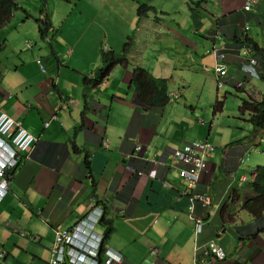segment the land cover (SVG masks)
<instances>
[{"label": "crops", "instance_id": "crops-1", "mask_svg": "<svg viewBox=\"0 0 264 264\" xmlns=\"http://www.w3.org/2000/svg\"><path fill=\"white\" fill-rule=\"evenodd\" d=\"M163 1L154 6L155 12L131 18L116 38L110 37L109 25H99L96 14L95 21L82 20L86 27L79 43L64 37L51 43L54 26L43 38L35 21L48 5L35 10L41 0H32L33 6L25 0L22 11L29 17L16 14L7 25L14 37L24 34L41 42L18 45L27 54L17 62L10 58V65L0 69V112L21 121L38 138L11 172L9 191L0 202V252L5 254L0 264H49L57 231L70 230L94 204L103 209L105 227L111 229L104 250L122 258L117 264H203L197 257L209 242L228 256L225 261L209 259L210 264H264V232L252 237L254 218L242 208L255 191L248 182L249 187L242 188L240 176L246 152L259 146L258 139L230 144L214 164L210 158L218 151L212 143L215 150L197 191L209 185L206 193L213 204L208 209L195 204L196 214L204 216L199 233L189 211L191 200L174 164H168L174 149L210 142L197 137L194 118L187 129L174 124L173 116L187 106L188 93L181 88H190L194 80L204 91L211 78L218 82L213 51L224 46L221 36L229 40L242 33L238 27L248 16L243 11L246 0H196L201 4L187 18L177 10V2L185 0ZM130 38L134 47L128 62L97 84L89 83L106 68L103 51L120 55ZM6 49L0 42V67ZM42 59L45 72L38 65ZM239 64L234 56L229 60V73L238 80ZM136 68L167 79L169 86V105L141 112L144 119L134 116L136 91L131 82ZM68 99L76 100L78 108L68 107ZM221 177L227 184L218 182ZM32 235L39 241L30 240Z\"/></svg>", "mask_w": 264, "mask_h": 264}, {"label": "rangeland", "instance_id": "rangeland-1", "mask_svg": "<svg viewBox=\"0 0 264 264\" xmlns=\"http://www.w3.org/2000/svg\"><path fill=\"white\" fill-rule=\"evenodd\" d=\"M31 1L32 0H28L29 3L27 4H29V6H33V3H30ZM41 1L42 2L36 3L37 5L35 10L38 12L43 6V3H45L44 0ZM185 1L177 2V10L181 12V15H184L182 18H187L191 9L193 7L195 8L193 5L196 0ZM46 2H48L46 7L48 8L50 16H52V24L56 31V33L52 32L50 34L51 38L55 36L53 41H50L51 43H53L56 38L60 39V37H64L68 40L72 39L74 42L79 43L80 39L77 38L81 37L84 28L86 27V25H82V20L89 21L91 18L95 21L94 15L96 14L97 18L102 21L101 23L99 22V25H103L105 29H107V26L109 25L110 29L108 33L110 37L116 38L117 32L121 30L123 33V31L127 29L129 22H131V18L134 19L138 16V11L142 4H148L151 6L157 5V8H159L161 4L163 5L165 3L163 0H142L139 1L138 4L136 3V0H46ZM24 3L25 0L20 1L22 7ZM134 5H136V7L132 9ZM167 5L170 9V13H172L174 10H172V7L168 3ZM262 11H264V6L262 7ZM22 13L25 16L27 15L26 12L21 10L16 13V16L21 15ZM252 14H254L253 17H251ZM252 14L249 15V19H246L249 27L248 35L260 47H264V28L263 25H260L264 21V17L262 19L261 14L260 20L262 21L261 23H258L256 12L253 11ZM81 16L84 19H82ZM242 28H244V26H242ZM10 31L11 30H9L7 26L0 29V42L3 44L5 43V46L8 48L4 51V59H2L3 66L0 67L2 72L5 67L8 66V63L10 65V58L14 60H16V58L19 60L21 58L23 59L26 52L21 53L18 50V45L22 43H25V45L28 43L36 45V42H41L34 41L30 36H25L24 34H21L19 37H14ZM5 34L8 35L5 36ZM49 45L50 44L48 43L42 42V46L44 47ZM42 61L45 65V60L42 59ZM212 72L214 73L213 70ZM204 75L211 77L210 75L213 74L204 72ZM249 80V87L246 88V92H242L241 90L239 91L234 84H225L224 88L219 89L218 82L212 78L204 91H201V89L198 88V84L195 85L196 81L194 80L190 88L185 87V89H180L181 91L187 90L188 102L187 106L183 105V108H180L179 112L173 116V123L180 124L184 127L186 126L185 128L188 129V120H192L194 118L197 125L196 132H199L197 137L203 138L202 140L209 139V141L217 147L216 150L218 152L214 153L212 158H210L211 164L219 162L218 160L221 158L220 156L224 152V149H226L230 144L241 142V140H245L247 137L252 138L254 135L253 125L248 121V116L243 117L241 115L239 107L241 106L242 99H248V93L253 92L255 97L260 99L264 98V77L261 76L259 79L249 77ZM217 100L224 101V107L222 111L217 112L216 115H214ZM179 101L183 102V97L180 98ZM198 121L204 122V126L197 123ZM191 125L193 124H190V127H194ZM261 137H263V142L260 146L253 147L246 152L245 162L241 167L240 176L246 177L249 182L251 180L253 170H255L258 166H264V134L260 133L258 135L259 143ZM235 147L237 148L238 146ZM236 148L233 149V152L238 150ZM229 149H231V147ZM168 164H171L170 166L173 165L172 158H169ZM225 180L226 178L224 179L221 177L218 182L227 184L226 182H228V180ZM205 186L202 187V190L204 191L202 193H208L211 191V187L209 185H207V187ZM248 187L249 186L247 184H242V188Z\"/></svg>", "mask_w": 264, "mask_h": 264}, {"label": "built area", "instance_id": "built-area-1", "mask_svg": "<svg viewBox=\"0 0 264 264\" xmlns=\"http://www.w3.org/2000/svg\"><path fill=\"white\" fill-rule=\"evenodd\" d=\"M259 0H248L245 6L246 10H251L253 5ZM250 48H245L243 54H249ZM254 59V58H253ZM252 59L250 65L244 64L242 72L244 71L252 78H259V73L256 67V61ZM228 55L219 56V61L216 65V73L218 75V86L223 88L225 84L235 83L236 77L229 76ZM38 65L43 72L46 67L42 60H38ZM240 85V84H239ZM237 84V86H239ZM173 96V94L171 95ZM66 104L71 109L78 108V102L74 99H68ZM49 123H46L48 126ZM37 138L28 131L21 121H17L10 117L7 113L0 112V202L9 191V184L11 179V172L15 169L22 154L27 152L31 146L37 142ZM108 141L104 142V146H108ZM142 146L138 145L136 151L140 152ZM213 150V146L208 142L196 141L183 145L181 148H176L172 152L174 159V168L180 174L182 184L184 185V194L191 200L189 211L191 219L194 220L198 233L203 231L204 216L196 214L195 204L200 203L204 209L212 206V198L207 193H200L197 188L200 184L202 174L207 170L208 162L206 160L208 153ZM142 175V173L140 174ZM242 181H247L246 177ZM95 201V200H94ZM95 205V204H94ZM102 212L96 210L90 213L86 219L81 220L73 226L70 230L57 231L55 242L52 247V257L50 264H65V258H70L71 264H99L93 258L98 255V248L103 240V237L95 234V226L99 223ZM21 235L24 237L25 232ZM36 236H32L31 240H38ZM201 256L198 260L203 264H210V260L225 261L227 253L225 250L215 242H209L199 250ZM86 253L92 256L88 257ZM89 254V255H90ZM107 259L104 264H114L118 259L112 251L107 252ZM5 258V254L0 252V260Z\"/></svg>", "mask_w": 264, "mask_h": 264}, {"label": "trees", "instance_id": "trees-1", "mask_svg": "<svg viewBox=\"0 0 264 264\" xmlns=\"http://www.w3.org/2000/svg\"><path fill=\"white\" fill-rule=\"evenodd\" d=\"M20 1L21 0H0V29L9 25L15 18L16 13L20 12L23 9V7L20 4ZM260 1L264 3V0H260ZM44 2L45 5L46 0H44ZM199 4H201V2L199 3L195 2L193 6H195L196 8ZM155 10L156 9L154 6L148 4H142L139 8L138 16L139 17L147 16L150 13V11L154 12ZM257 10L259 11V13H257L256 15L257 21L258 23H261L262 20H260V17L262 14V19H263L264 13L262 12L264 11H262V7H260V9ZM42 14H43L42 17L36 18L35 21L38 25L41 36L45 38L49 34V32L53 30V24L49 11L48 9H46V6ZM251 14L252 13H249L248 16L242 18V20L239 21L240 26L238 27V30L240 29L239 31H241L242 33H240L239 35L235 34L231 36L229 40L221 36L219 39L222 38V40H224L223 41L224 46L221 49H214L213 51L217 62L219 61V56L221 55H228L229 59H231L232 56H234L240 61L241 63L239 64L240 78L239 80L236 78V82L234 83V85L238 88L239 91L241 90L242 92H246V88L249 87V81H250L249 80L250 76H248L244 71L242 72V67L244 64L250 65L252 63V59L254 58L253 60L256 61V67L259 73V78H261V76L264 77V47H260L248 35L249 27L246 19H249L250 18L249 15ZM253 16L254 14L251 15V17ZM26 17L28 18L29 15H26ZM221 19L224 20L226 19V17L223 16ZM260 25H263L264 28V21ZM242 26H244V28H242ZM133 47H134V41L132 38H130L129 41L125 44L123 53L120 55L119 54L117 55L114 52L107 53L103 51L102 58L106 64V68L100 70L96 78L89 79V83L97 84L101 80L107 78L115 67L127 63L128 55L133 50ZM245 48H250L251 52L249 54H243V50ZM226 64L228 66L229 76H234L229 73V62L227 61ZM237 84L240 85L237 86ZM131 86L136 91V98L134 101L135 118L142 116L139 115L141 112H146V111L148 112L149 110L155 108H165L170 103L168 80L162 78L160 79L155 78L146 69L136 68L134 70ZM241 102L242 103L241 106L239 107V111L243 117L248 116L249 118L248 121L254 127L255 135L252 136V138L247 137L245 140H242L240 144H242L243 142H248L250 144H253L254 141L258 139V135L260 133L264 134V98L263 99L257 98L255 97V94L252 92V93H248V99H242ZM223 107H224V101L217 100L214 109L215 110L214 115H216L217 112L222 111ZM142 117L144 119V116ZM260 139H263V137H261ZM202 142H208V141H202ZM210 144L213 146V150L208 153V156L206 158L207 162L211 154L215 150V146L212 143ZM260 145L261 143H259V146ZM89 157L90 155L87 154L86 157L87 160L85 161V166L90 170V161L88 160ZM173 164H174V160H173ZM177 175L180 181L182 182L180 174L177 173ZM252 175H255V179L250 183V187L255 191V197L246 200L242 208L248 211L254 218L253 230L255 233L252 236L254 238L264 232V166H258L254 170V172H252ZM225 210L226 209H223V212ZM106 221L107 220L105 219V215H104L103 223L106 224L108 222ZM109 237H110V232L106 236L104 240V244L109 240ZM101 258L102 255L99 259L101 260Z\"/></svg>", "mask_w": 264, "mask_h": 264}, {"label": "clouds", "instance_id": "clouds-1", "mask_svg": "<svg viewBox=\"0 0 264 264\" xmlns=\"http://www.w3.org/2000/svg\"><path fill=\"white\" fill-rule=\"evenodd\" d=\"M204 2H208L209 0H203ZM247 1L248 0H246L245 1V4H244V6H243V11H244V13L245 14H249V13H253V11H255L256 12V10L257 9H260V7H263L264 6V3L262 2V1H258V3H256V4H254L253 5V7H252V9L251 10H246L245 9V6H246V4H247ZM261 4V5H260ZM29 46H31V43L29 44ZM107 51V50H106ZM108 53V52H107ZM230 60V59H229ZM124 65V64H123ZM257 79H259V78H257ZM177 99H179V97L177 98ZM36 137V136H35ZM37 138V137H36ZM38 139V138H37ZM38 141V140H37ZM263 142V139H260V143H262ZM191 143V142H190ZM34 145V144H33ZM32 145V146H33ZM31 146V147H32ZM181 148V147H180ZM143 149V148H142ZM142 151V150H141ZM173 158V157H172ZM174 160V159H173ZM164 165H166V164H164ZM173 167H174V165H173ZM14 170V169H13ZM12 170V171H13ZM254 172V171H253ZM11 175H12V173H11ZM247 179V178H246ZM254 179H255V175H252L251 176V180H250V182L248 181V179H247V181H242V182H244V183H246V182H249V183H251L252 181H254ZM242 180V179H241ZM7 195V194H6ZM4 199V198H3ZM96 210H100L101 212H102V214H101V218H100V221H99V223L95 226V234L96 235H98V236H101V237H103V240H102V242H101V244H100V246H99V248H98V255H97V257L96 258H93L95 261H97L99 264H104L105 263V260L107 259V252L108 251H111V250H106V251H104L105 252V254L103 255V250H104V240H105V238H106V236L109 234V232H110V229H109V231H108V234L107 235H104V232H98L97 231V228L99 227V226H102V227H105L106 226V224H104L103 223V220H104V211H103V209L102 208H100L98 205H94V207H93V209L86 215V216H84L83 218H81L80 220H78L74 225H76L77 223H79L81 220H83V219H86V217L90 214V213H93L94 211H96ZM73 225V226H74ZM73 228V227H72ZM106 228H108V227H105V229ZM105 231V230H104ZM22 233V232H21ZM26 233V232H25ZM22 236V235H21ZM26 236V235H25ZM24 236V237H25ZM32 236H35V235H32ZM31 236V237H32ZM23 237V236H22ZM31 237H30V240H31ZM37 237V236H36ZM33 242H37V241H39V239L38 240H32ZM55 242V241H54ZM113 252V251H112ZM87 254V256L88 257H91L92 255L90 254H88V253H86ZM113 254H114V252H113ZM101 255H102V258H101V260L99 259L100 257H101ZM116 257H118V259H116L115 260V263L114 264H117V263H120L121 261H122V258L119 256V255H115ZM66 258H67V261H66ZM66 258H65V264L68 262V263H70L71 264V262H70V258L68 257V256H66ZM105 258V259H104ZM5 259V258H4ZM3 259V260H4ZM3 260H1V261H3ZM49 264H50V262H49Z\"/></svg>", "mask_w": 264, "mask_h": 264}, {"label": "water", "instance_id": "water-1", "mask_svg": "<svg viewBox=\"0 0 264 264\" xmlns=\"http://www.w3.org/2000/svg\"><path fill=\"white\" fill-rule=\"evenodd\" d=\"M108 231H109V228H106L105 231H104V235H107ZM66 261H67V258H66Z\"/></svg>", "mask_w": 264, "mask_h": 264}]
</instances>
